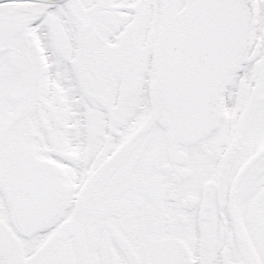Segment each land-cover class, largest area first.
Listing matches in <instances>:
<instances>
[{"label":"snow or ice","instance_id":"snow-or-ice-1","mask_svg":"<svg viewBox=\"0 0 264 264\" xmlns=\"http://www.w3.org/2000/svg\"><path fill=\"white\" fill-rule=\"evenodd\" d=\"M0 264H264V0H0Z\"/></svg>","mask_w":264,"mask_h":264}]
</instances>
